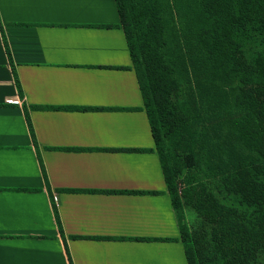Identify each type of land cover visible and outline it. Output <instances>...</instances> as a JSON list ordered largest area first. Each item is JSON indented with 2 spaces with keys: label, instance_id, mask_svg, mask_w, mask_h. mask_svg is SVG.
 <instances>
[{
  "label": "crops",
  "instance_id": "obj_1",
  "mask_svg": "<svg viewBox=\"0 0 264 264\" xmlns=\"http://www.w3.org/2000/svg\"><path fill=\"white\" fill-rule=\"evenodd\" d=\"M117 25L114 0H0V264H187Z\"/></svg>",
  "mask_w": 264,
  "mask_h": 264
},
{
  "label": "trees",
  "instance_id": "obj_2",
  "mask_svg": "<svg viewBox=\"0 0 264 264\" xmlns=\"http://www.w3.org/2000/svg\"><path fill=\"white\" fill-rule=\"evenodd\" d=\"M114 2L186 263L264 264V0Z\"/></svg>",
  "mask_w": 264,
  "mask_h": 264
},
{
  "label": "rangeland",
  "instance_id": "obj_3",
  "mask_svg": "<svg viewBox=\"0 0 264 264\" xmlns=\"http://www.w3.org/2000/svg\"><path fill=\"white\" fill-rule=\"evenodd\" d=\"M188 172H184L181 176L180 179H178V186L181 189L183 184L185 183L186 179L189 177ZM185 219L186 223L188 225V228L190 230H193L199 223V218L196 214V212L188 205H185Z\"/></svg>",
  "mask_w": 264,
  "mask_h": 264
},
{
  "label": "built area",
  "instance_id": "obj_4",
  "mask_svg": "<svg viewBox=\"0 0 264 264\" xmlns=\"http://www.w3.org/2000/svg\"><path fill=\"white\" fill-rule=\"evenodd\" d=\"M7 103L8 104H17L18 101L9 99V100H7Z\"/></svg>",
  "mask_w": 264,
  "mask_h": 264
}]
</instances>
